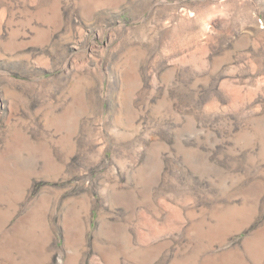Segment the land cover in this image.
<instances>
[{
  "label": "rangeland",
  "instance_id": "1",
  "mask_svg": "<svg viewBox=\"0 0 264 264\" xmlns=\"http://www.w3.org/2000/svg\"><path fill=\"white\" fill-rule=\"evenodd\" d=\"M0 264H264V0H0Z\"/></svg>",
  "mask_w": 264,
  "mask_h": 264
}]
</instances>
